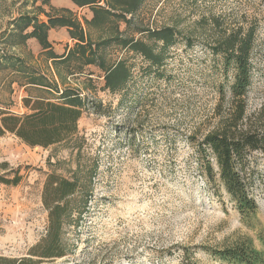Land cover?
<instances>
[{
	"label": "rangeland",
	"instance_id": "rangeland-1",
	"mask_svg": "<svg viewBox=\"0 0 264 264\" xmlns=\"http://www.w3.org/2000/svg\"><path fill=\"white\" fill-rule=\"evenodd\" d=\"M41 9L54 11L43 0H0V107L20 115L28 111L22 98L55 99L71 89L83 101V115L73 136L49 147L28 146L10 133L0 136V173L21 176L14 185L0 182V255H27L43 238L48 211L42 189L50 172L77 181L78 188L68 198L61 234L66 254L40 264H224L207 249L247 241L264 251V150L248 158L257 210L245 217L222 187L207 184L197 171L196 149L188 140L264 125L257 119L264 103V0H143L127 16L131 26L120 21L119 30L165 53L163 66L152 67L140 51L120 43L102 45L106 64L123 59L129 67L126 84L115 90L94 64L77 69L72 63L76 70L70 73L62 63L50 66L38 41L37 51L31 38L10 44L11 36L19 38L13 20L24 13L44 20ZM163 26L177 33L166 51L161 41L136 32ZM86 29L95 42L113 31L108 25ZM236 29L254 31L252 81L238 122L229 93H219L231 73L224 78L221 56L212 52ZM17 56L55 87L28 83L8 65Z\"/></svg>",
	"mask_w": 264,
	"mask_h": 264
},
{
	"label": "trees",
	"instance_id": "trees-1",
	"mask_svg": "<svg viewBox=\"0 0 264 264\" xmlns=\"http://www.w3.org/2000/svg\"><path fill=\"white\" fill-rule=\"evenodd\" d=\"M48 2V0H43ZM78 6H91L92 17L86 20L90 27L112 26V33L102 37L99 41H93L71 11L62 9L61 13L52 15L44 9L41 11L46 20H39L36 15L29 13L20 14L13 21V31L19 30V38L11 36L10 44L24 45L28 38H35L45 55L46 60L57 67L62 63L68 67L70 73L73 69L72 63L77 64V69L84 65L94 64L104 70V81L112 89L124 87L129 71L126 62L119 59L113 64H106L100 47L111 42L120 43L122 46L130 47L132 50L140 51L149 65L161 68L165 59V53H155L151 45L143 39L133 36H124V31L119 30V22L126 24V29L132 24L131 15L139 9L143 0H72ZM130 15L129 17H127ZM56 26L68 28L69 36L76 39L66 54H57L52 51L51 43L47 37L48 30ZM30 27L29 31H25ZM136 32H146L153 41H161V48L166 51L169 46L177 42V33L171 26L163 28H136ZM254 31L246 29L230 30L225 37L213 46V53L221 56L223 62V76L227 78L230 71L231 78H227L225 85H219V93L223 96L229 93L231 106L234 108L235 122H238L244 113L245 97L251 84V64L249 56L252 49ZM191 44L189 39H185ZM2 58L3 56L0 55ZM18 62H8L13 69L20 70L27 76V82L40 88L47 89L55 87L42 74H37L23 66V60L17 56ZM15 67V68H14ZM55 98V97H54ZM24 106L28 108L27 113L16 114L0 107V136L10 133L18 137L24 144L32 147L42 148L57 144L68 139L77 132V123L83 115V101L74 90L65 89L58 98L27 96L22 98ZM258 123H264V103L258 113ZM238 127V128H237ZM188 140L196 149L197 171L203 176L207 184L220 186L234 201L235 207L241 216H250L257 210V202L251 195L252 186L249 173V157L254 151L264 150V125L253 127L247 125L244 129L234 126L233 130H215L205 134L196 141L193 136ZM1 167L6 168V164ZM21 179L18 173L9 177L6 173H0V182L8 185L17 184ZM77 181L68 179L54 172L46 174L42 189V204L47 209L46 232L42 239L34 243L27 251V255L8 256L0 255V264H40L47 259L61 258L66 254L62 243V229L64 218L70 210L68 198L77 191ZM207 252L215 260L224 264H264V251L252 246L250 241L232 247H219L207 249ZM195 264V263H194Z\"/></svg>",
	"mask_w": 264,
	"mask_h": 264
},
{
	"label": "crops",
	"instance_id": "crops-1",
	"mask_svg": "<svg viewBox=\"0 0 264 264\" xmlns=\"http://www.w3.org/2000/svg\"><path fill=\"white\" fill-rule=\"evenodd\" d=\"M48 6L54 10V11L49 12L52 15L61 13L62 9L73 12L72 16L76 18L78 21H80L84 29V32L87 33L86 20H89L93 15L91 6L89 5L78 6L72 0H48ZM46 10L49 11L48 9ZM44 20H46V18ZM56 32L59 33V38L55 39L53 38V35ZM47 37L51 43L52 51L59 55L66 54L68 49H70L72 45L74 44V42L76 41V39L69 36L68 28L65 26H56L54 28H50L48 30ZM58 39H61L60 41L62 42H58L59 41ZM31 40H33L34 42L33 46L35 50L37 51L38 50V46L36 45L37 40L35 38H31ZM48 63L51 66V60H48Z\"/></svg>",
	"mask_w": 264,
	"mask_h": 264
}]
</instances>
